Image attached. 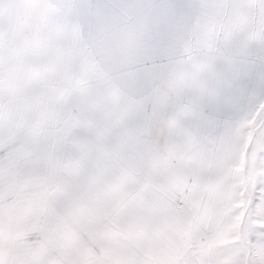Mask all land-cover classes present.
<instances>
[{"label": "snow or ice", "instance_id": "1", "mask_svg": "<svg viewBox=\"0 0 264 264\" xmlns=\"http://www.w3.org/2000/svg\"><path fill=\"white\" fill-rule=\"evenodd\" d=\"M0 264H264V0H0Z\"/></svg>", "mask_w": 264, "mask_h": 264}]
</instances>
